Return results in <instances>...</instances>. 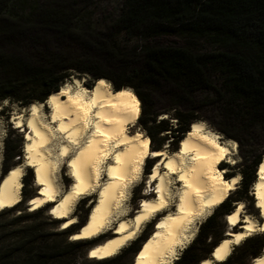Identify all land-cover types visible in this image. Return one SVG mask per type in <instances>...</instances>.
<instances>
[{
    "label": "trees",
    "instance_id": "1",
    "mask_svg": "<svg viewBox=\"0 0 264 264\" xmlns=\"http://www.w3.org/2000/svg\"><path fill=\"white\" fill-rule=\"evenodd\" d=\"M93 1L0 0V105L43 104L75 75L93 83L105 80L115 91L131 90L142 106L137 122L153 151L161 150L162 143L155 140L161 135L160 141L168 136L176 152L192 124L200 122L196 112L206 107L218 106L232 119L264 130V0H123L118 16L103 27L79 25ZM171 37L201 40L206 52H195L191 42L177 44ZM198 93L205 98L197 100ZM160 102L164 108L156 110ZM169 113L175 125L164 120L156 125L161 114ZM22 150V145L4 141L0 179L13 168L8 166L12 159L21 160ZM261 161L253 160L241 173L240 200L256 181ZM28 173L23 188L33 183ZM228 202L199 226L174 264H200L210 258L221 241H213L218 220L232 212ZM88 214L78 226L56 232L59 243L23 227L13 245L0 242V264H75L76 253L93 242L70 241ZM146 239L97 262L132 264ZM253 244L250 238L242 246L254 259L264 241Z\"/></svg>",
    "mask_w": 264,
    "mask_h": 264
},
{
    "label": "bare ground",
    "instance_id": "2",
    "mask_svg": "<svg viewBox=\"0 0 264 264\" xmlns=\"http://www.w3.org/2000/svg\"><path fill=\"white\" fill-rule=\"evenodd\" d=\"M71 85L75 90L71 89ZM71 85L62 86L43 105L30 104L26 118L22 115L24 113L12 114L10 123L15 130L25 134V165L35 171V184L39 188L37 196L28 201L32 208L30 213L50 205L48 211L52 213L49 216L54 221H61L63 226L67 225L62 229L67 230L75 225L76 217L74 219L72 215L76 205L96 194L85 225L72 235L80 238L71 237L70 241H94L102 235L109 236L107 227L111 221L115 226L110 231L112 236L90 249L89 259L105 261L114 258L135 242L140 233L142 235L141 231L157 218L155 229L134 257V264H173L179 253L192 243L196 235L194 228L205 222L237 191L238 175L225 179L227 172L219 169L224 162L235 166L236 163L230 160L231 145L206 131L202 122H195L181 139L176 152L168 153L167 146L153 151L149 137L135 130L140 109L139 101L131 90L115 91L105 80H100L90 89L75 78ZM42 106L49 108L47 120L41 115L43 111L40 113ZM221 149L227 151L222 153ZM148 159L154 160L155 164L147 179L145 195L153 186L156 197L147 199L145 196L139 210L130 216L125 204L131 190L140 185L141 172ZM63 163L73 183L67 192L60 195L56 178ZM17 169L19 173L13 175ZM22 170L20 166H14L1 179L0 203L3 207L0 213L20 203ZM256 176L251 196L262 221L258 223L247 214L242 217L244 207H241V202L236 203L233 211L226 216L229 225L227 238L213 250L209 259L200 264H225L231 256L232 247H238L254 236L264 235V207H261L264 205V158ZM233 180H236L235 184H232ZM228 185L231 187L228 188ZM214 200L220 202L208 207ZM153 208L156 211H152ZM57 212H66L67 215H56ZM233 216L236 217L235 223L229 220ZM137 217L147 218L137 220ZM240 222L241 230L235 232L234 227ZM121 225H124L122 231L119 230ZM86 229L89 235H85ZM240 235L243 239L237 242L236 238ZM188 236L192 237L191 240H186ZM225 246L226 255L223 260H218L216 250ZM94 251L96 256L91 255ZM173 252L175 255H172ZM252 264H264V249Z\"/></svg>",
    "mask_w": 264,
    "mask_h": 264
},
{
    "label": "rangeland",
    "instance_id": "3",
    "mask_svg": "<svg viewBox=\"0 0 264 264\" xmlns=\"http://www.w3.org/2000/svg\"><path fill=\"white\" fill-rule=\"evenodd\" d=\"M122 1L123 0H94L92 2V5L87 9V11H85L81 15L82 17L79 21L80 22L79 25L82 26L88 23V24H91V27L93 28L103 27L111 19H114L118 16L119 8H120ZM169 40L172 42H176L177 44H185L188 41V43L191 42L193 44L191 48L195 52H198V53L206 52L205 45L203 44L201 40H191L187 37H177V38L171 37L169 38ZM129 44H132V41H129ZM73 78L79 79L82 82V84L85 85L87 89H90L96 83V82L93 83L87 77H77L74 75L69 80H67L62 86L71 85ZM213 80H214V83H216L218 86L219 85L218 79L214 78ZM108 85H109V88L114 90L111 84L108 83ZM71 89L75 90V87L71 85ZM204 98H205V93L196 94L197 100H203ZM27 107L28 106H22V105L9 102V101L3 102L0 105V108H1L0 111L3 109V115L2 116L0 115V136H1L0 137V174H1V167H2V159H3L2 155H3L4 141L8 139L12 147L22 145V148H23L24 146L25 134L20 133L19 130H15L14 126L10 123V121L12 118V114H16V113L17 114L24 113L22 115L26 118L29 115L27 111ZM163 108H164L163 103L161 102L157 103L156 110H161ZM139 109H140V113H139V116H140L141 109H142V106L140 105V103H139ZM40 113L43 119L47 120V116L49 115V108L42 106ZM196 116L199 118L200 122H202L205 125L206 131L216 134L219 137V139L222 140V142L225 141L224 143L227 142V144H229L228 143L229 141L235 143V148H233L232 145L230 144L231 145L230 160L235 161L236 163L235 166L232 167L226 162H224L222 165H219L220 166L219 169H224L227 172V175L224 176L225 179H227L229 176L232 177V176L238 175L237 177H240L239 184L237 185V191L229 197L228 203H229L230 208L233 211V209L235 208V204L241 202L244 207L243 208L244 213L242 214V217H244V215L247 214L250 217H253L258 223H260L262 220L260 218L259 211H257L254 207V198L251 196V187L248 189L247 193L245 194V200H240L239 198L242 196V193H243L241 190V173L243 171L244 172L247 171V169L251 166L253 160L259 158L261 161L264 156V130L261 127L251 128V125H246L245 123L242 124L240 123L241 121L232 119L230 115L227 114L223 110V108H220L218 106L199 109L196 112ZM162 117L163 118L165 117L164 121L168 125H172V126L175 125V120H173L171 113L161 114L160 117H158L156 120V125L158 122L161 121ZM135 130L141 132L142 135L144 134L143 136L147 137L145 130L140 126L138 122L136 124ZM152 132H155V130H153ZM155 140H156V144L159 142L162 143L161 149L167 146L169 148L166 147V151L168 153L173 152L174 146L172 145V142L168 136L165 137L166 141L165 140L160 141L162 140L161 135H157L155 137ZM179 146H180V143H179ZM179 146H178V149H179ZM152 148H153V144L150 143V149L152 150ZM154 164H155L154 160L148 159L147 161H145L142 172H141L142 181L136 189L131 190V192L129 193L127 202L125 204V209L127 212L128 211L130 212V216L134 215L139 210L140 206L142 205L141 202L143 198L146 196L145 195L147 192L146 188L148 187V182H149L147 179L149 178L150 173L153 170ZM8 166L9 168L14 167V166H20L21 169H23L22 171H23L24 176L22 175L21 183L23 179L25 178V176L29 175L28 170L30 169L27 168V166L25 165L23 150H22L21 160L18 161V158H14L8 163ZM59 168L61 169H59L60 173L58 172L56 181H57V185L59 186L58 188L60 190V195H63V193L67 192V190L73 183V180L69 179L68 168L66 165H64V163L63 165L61 164ZM146 168H149L148 175L146 173ZM31 174L33 177V183L31 185L29 184L26 185L24 188L22 184V188L20 192V196H21L20 203L15 208L7 210V211H3L0 213V242L3 244L2 245L3 247L13 245V243L17 241L18 237L16 236H18V232L23 227H32L33 229H36V231H38L39 234L44 235L45 238L49 242L59 243V237L56 236V232L62 231L64 226L61 224V221H58V223L52 222L54 218L49 216V214H51L52 212L48 211L50 205L46 206V208L44 207L41 210H38L37 212L30 213L32 208L29 207L27 200L28 199L30 200L31 198L37 196V193L39 192V188L35 184L37 183L36 174L33 169H31ZM256 177L257 176H255V180L257 179ZM154 192L155 190L152 186V188L148 191L146 198L154 199L156 197ZM93 196L82 199L76 205L75 207L76 209L74 208V211H73L74 213L72 215L74 219L76 217L74 226H78V223L80 219L83 217V215L85 214V212L89 211L90 213L92 204L96 201V198H97L96 194H94ZM173 206H174V201H173ZM171 209H173V207H171ZM226 216L218 220V225L215 230L216 232L215 237L213 239L214 242H218L219 240L222 241L223 239L227 238L226 234L229 230V225L227 223ZM156 220L157 218L154 219L150 224H148V226L145 229L141 231L143 233L142 235L140 233L139 238L141 239L148 238L151 235V233L155 229ZM203 223L204 221H202V223H200L199 225H197L196 228H194L196 235H194L193 240L197 236V233H198L197 229L199 228L198 226H200ZM112 224L113 222L111 221V223L107 227V231L110 233L109 236L102 235L103 237L101 236L99 239H96V240L94 239V241L91 244L84 245L82 249H80V251L76 253L75 264H98L96 260H91L88 258V252L94 245L99 244L103 242L105 239H108L110 237L111 232H112L111 230H113L115 226L114 224L113 225ZM240 228H241V222L239 223V225L234 227V231L239 232L241 230ZM256 239L264 241V235H259V236L257 235L251 238V247L254 245L253 242ZM193 240L191 242H193ZM243 243L238 247L236 246L232 247L231 256L229 257L230 259L229 264H252L253 257L252 256L249 257L247 255L245 247L242 246ZM142 245L143 244H141V247ZM188 246L189 245H187L185 248H187ZM185 248L183 250H185ZM183 250L179 253L180 255L177 257V259L181 256ZM261 254H262V251H261ZM133 264H134V258H133ZM214 264H217V263H214Z\"/></svg>",
    "mask_w": 264,
    "mask_h": 264
},
{
    "label": "snow or ice",
    "instance_id": "4",
    "mask_svg": "<svg viewBox=\"0 0 264 264\" xmlns=\"http://www.w3.org/2000/svg\"><path fill=\"white\" fill-rule=\"evenodd\" d=\"M101 83H103V82H101ZM125 94H127V95H131L130 93H122V95H125ZM145 146L147 147V142H145ZM227 151V149H221V152L223 153V152H226ZM19 169H17V172L16 173H13V175H17L18 173H19ZM181 179H183V177H181ZM41 183H43V181H41ZM236 183V181L235 180H233L232 181V184H235ZM228 188H230L231 187V185H228L227 186ZM49 199H51V197H49ZM220 201H218V200H214V201H212L209 205H208V207H211L213 204H217V203H219ZM35 203V202H34ZM0 205H2V203H0ZM161 207H163V205H161ZM241 207H243V205H241ZM261 207H264V205H261ZM152 211H156V209L155 208H153L152 209ZM147 217H137L136 219L137 220H142V219H146ZM229 220H230V222H232V223H235L236 222V217L235 216H233V217H229ZM65 227H67V225H64ZM159 227H163V225H159ZM124 229V226H121L120 227V229L119 230H123ZM90 233L88 232V230L86 229L85 230V235H89ZM80 237H72V239H79ZM241 239H243V236L242 235H240V236H237V238H236V241L237 242H239ZM99 251V250H98ZM226 252H227V249H226V246L225 247H223V248H221V249H217L216 250V253H215V255H216V258L218 259V260H223L224 259V256L226 255ZM91 255L92 256H96L97 255V252L96 251H94V252H92L91 253Z\"/></svg>",
    "mask_w": 264,
    "mask_h": 264
},
{
    "label": "clouds",
    "instance_id": "5",
    "mask_svg": "<svg viewBox=\"0 0 264 264\" xmlns=\"http://www.w3.org/2000/svg\"><path fill=\"white\" fill-rule=\"evenodd\" d=\"M101 82H103V81H101ZM228 143L231 144L233 148H235V144L233 142L229 141ZM232 163H235V161H232ZM239 179H240V177L236 178V180H239ZM2 207H3V204L0 205V208H2ZM61 207H63V206H61ZM56 215H67V213L66 212H57ZM121 226H124V225H121ZM191 238H192L191 236H188V237H186V240H191ZM177 243L179 244L180 241H177ZM181 246H183V245H181ZM172 255H175V253L173 252Z\"/></svg>",
    "mask_w": 264,
    "mask_h": 264
},
{
    "label": "water",
    "instance_id": "6",
    "mask_svg": "<svg viewBox=\"0 0 264 264\" xmlns=\"http://www.w3.org/2000/svg\"><path fill=\"white\" fill-rule=\"evenodd\" d=\"M139 250H140V249H139ZM138 252H139V251H138ZM136 254H137V253H136ZM135 256H136V255H135ZM135 256H134V257H135Z\"/></svg>",
    "mask_w": 264,
    "mask_h": 264
},
{
    "label": "flooded vegetation",
    "instance_id": "7",
    "mask_svg": "<svg viewBox=\"0 0 264 264\" xmlns=\"http://www.w3.org/2000/svg\"><path fill=\"white\" fill-rule=\"evenodd\" d=\"M229 177H231V176H229ZM229 177H228V178H229Z\"/></svg>",
    "mask_w": 264,
    "mask_h": 264
}]
</instances>
